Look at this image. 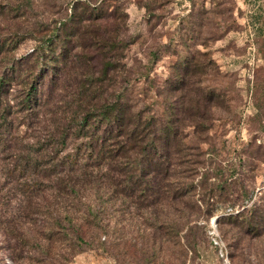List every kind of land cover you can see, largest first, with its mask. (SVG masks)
<instances>
[{
  "label": "rangeland",
  "instance_id": "374dc122",
  "mask_svg": "<svg viewBox=\"0 0 264 264\" xmlns=\"http://www.w3.org/2000/svg\"><path fill=\"white\" fill-rule=\"evenodd\" d=\"M73 1L0 0V264H264V0H77L99 14L69 28L60 61L45 38ZM86 82L83 108L120 98L172 120L158 195L124 196L105 177L127 169L104 165L58 199L46 156L85 154L52 135Z\"/></svg>",
  "mask_w": 264,
  "mask_h": 264
},
{
  "label": "trees",
  "instance_id": "16d2710c",
  "mask_svg": "<svg viewBox=\"0 0 264 264\" xmlns=\"http://www.w3.org/2000/svg\"><path fill=\"white\" fill-rule=\"evenodd\" d=\"M99 8V3L88 5L80 4L77 0L73 1L69 13L57 22V26L53 27L51 34L45 38L47 39L46 43L52 44L51 48H47L48 51H52L51 55L54 51L53 45L59 44L60 61H62L67 51L65 46L69 41L67 38L69 28H74V32L70 36L75 35L76 37L81 32L76 24L80 20H85V16H91L90 12H94L93 14L96 13L95 16H98ZM41 42V51H44L43 41ZM57 57L52 59L57 61ZM103 68H106V65H103ZM6 79L10 80L0 76V94L4 92L3 87L7 85ZM34 81L31 80L25 94L19 100L22 109L33 112L35 111L34 107L40 105V100L36 99L38 97L37 86L34 85ZM180 84L182 82L177 83L172 88H179ZM89 89L88 82L75 89L74 99L77 102L76 104L73 103L75 105L74 111L69 112L70 121L72 122L67 127L58 124L53 128L54 133H56L52 135L55 146H64L66 138L72 134L77 138L86 139L84 144L85 154L83 156L77 155L69 158L68 155L57 156V152H51L46 156L45 163L47 167L51 166L48 173L53 182V189L55 191L60 190L61 193L58 199L63 203H71V197H74L71 195H76L80 188H76L77 182L85 180L82 178L85 170L89 166L97 168L104 165H107L111 171L112 167H118L117 172L122 173L121 175L127 169L123 175L124 180L112 179V175L105 177L109 183L113 180L112 182L118 185L124 196L131 197L134 192H137L138 197H145L150 194L149 192L158 195L159 185L157 180L159 173H161L162 162H164L163 157L166 156L164 153L170 148V138L175 137V127L172 120L161 123L151 117L143 118V116L133 114L121 105L120 98L111 103L103 101L98 108H95L94 105L83 108L78 102L89 92ZM86 159H91L94 164H88L85 161ZM79 171H82L81 177L74 176L73 180L69 178V174H75ZM56 226L60 228L59 224ZM41 236V240L48 244L46 241H49V238L43 234ZM75 238L77 240L81 239L77 229Z\"/></svg>",
  "mask_w": 264,
  "mask_h": 264
}]
</instances>
